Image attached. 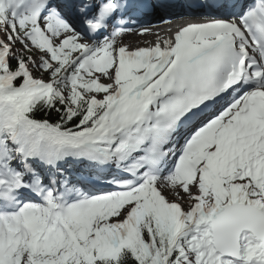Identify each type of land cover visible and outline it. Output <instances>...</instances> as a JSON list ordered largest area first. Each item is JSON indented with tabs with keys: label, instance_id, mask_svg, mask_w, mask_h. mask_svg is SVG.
<instances>
[{
	"label": "snow or ice",
	"instance_id": "6c2138e0",
	"mask_svg": "<svg viewBox=\"0 0 264 264\" xmlns=\"http://www.w3.org/2000/svg\"><path fill=\"white\" fill-rule=\"evenodd\" d=\"M0 264H264V0H0Z\"/></svg>",
	"mask_w": 264,
	"mask_h": 264
},
{
	"label": "bare ground",
	"instance_id": "6f19581e",
	"mask_svg": "<svg viewBox=\"0 0 264 264\" xmlns=\"http://www.w3.org/2000/svg\"><path fill=\"white\" fill-rule=\"evenodd\" d=\"M184 21L182 19H179V18H175L172 20V24L171 25H165V24H160L158 22L157 19H153V25H154V31H160L162 34L163 32L168 28V27H175L176 25L178 24H182ZM125 41L126 42H129L131 43L132 45H137L138 43H140L143 39V37H140L138 35H135V34H132V35H128V36H125L124 37Z\"/></svg>",
	"mask_w": 264,
	"mask_h": 264
}]
</instances>
